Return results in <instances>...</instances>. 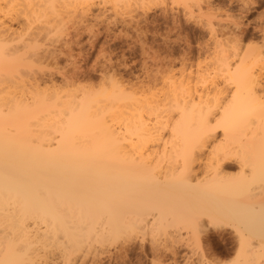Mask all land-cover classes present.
Listing matches in <instances>:
<instances>
[{
	"label": "bare ground",
	"instance_id": "6f19581e",
	"mask_svg": "<svg viewBox=\"0 0 264 264\" xmlns=\"http://www.w3.org/2000/svg\"><path fill=\"white\" fill-rule=\"evenodd\" d=\"M102 1L0 0V264H56L51 249L61 232L70 244L60 253V264H70L71 251L92 241L119 234L125 239L128 231L166 232L174 224L165 215L174 186L188 200L185 223L191 235L185 239L200 248L202 232L227 221L237 243L229 264H264V235L256 232L264 225L256 218L264 190L248 187L240 198L222 172V166L224 171L240 163L223 140L240 135L236 146L254 143L257 138L247 136L252 124L244 116L264 111L263 83L253 74L248 54L230 68L219 49L213 61L193 74L167 76L155 92L104 74L97 89H84L74 86L77 70L65 90L39 87L36 70L50 56L39 52L43 40ZM107 1L130 11L149 0ZM179 1L193 6L202 0ZM223 70L234 89L224 107ZM199 160L204 161L202 176ZM144 181L151 190L144 204L127 209L129 199L141 196ZM36 218L49 220L42 231ZM172 232L162 248L176 264L174 248L188 244L178 228ZM198 246L187 261L195 255L194 264L222 262ZM230 246L223 243V255L232 252Z\"/></svg>",
	"mask_w": 264,
	"mask_h": 264
},
{
	"label": "rangeland",
	"instance_id": "374dc122",
	"mask_svg": "<svg viewBox=\"0 0 264 264\" xmlns=\"http://www.w3.org/2000/svg\"><path fill=\"white\" fill-rule=\"evenodd\" d=\"M177 1L165 0L162 3L149 0L144 4L135 3L132 9L127 11L104 0L96 3L94 10L86 13L84 17H71L60 31L52 32L44 39L45 42H42L39 52L48 51L50 56L41 61L40 72L36 70L37 63H34L37 67L34 70L42 81L39 87L52 88L54 85L60 91L65 90L67 78L77 70L79 80L74 86H82L84 89H97L104 74L112 76L126 86L133 85L136 90L141 86L145 91L155 92L163 86L167 76H176L180 71L193 74L198 66L213 61L216 52L223 49V56L226 57L224 59L228 65L225 60L223 62L230 68L237 65L241 55L248 54L247 62L253 65L252 72L257 75V80L263 83L264 88V0H202L193 6L188 2ZM217 41L221 47H217ZM260 53L263 54V60H255ZM61 72L65 73V77ZM233 90L223 70V107ZM244 120L252 124V133L248 132L247 136H255L257 139L254 143L243 147L236 146L240 135L226 140L227 143L223 140V147L225 144L233 146L232 154L240 159V163L230 170L223 171L222 166L227 183L234 186L231 192L240 198L248 187H260L261 191L264 190V111L248 113ZM207 156V152L202 155L205 158ZM203 162L199 160L198 176H202ZM135 188L137 187L131 189ZM171 190L167 201L169 210H165V215L174 223V226L171 223L173 228L168 227L166 232L147 229L139 232L128 231L126 233L129 235L125 239L123 234H119L99 243L92 241L78 251L70 250V264H155L159 260L162 264H172L170 253L163 255L166 245L169 244L170 233H174L172 231L178 228L184 240L189 238L191 230L185 223L188 200L184 192L176 186L171 187ZM140 191L139 198L127 201V209H138L144 204V195L151 192L145 181L142 182ZM260 203L258 201L256 204L259 210L262 208L256 218H262L264 223V203ZM36 219L39 231H42L49 220ZM228 224L227 221H222L217 224L218 229L208 228L207 232H202L209 236L203 234L205 239L202 237L204 240L201 239L200 248L204 249L209 258L219 259L217 263L222 261L220 264L231 263L237 254L234 232ZM260 227L256 232H262L260 235H264V230L261 229L264 225ZM60 236L51 249L52 259L54 257L56 264L62 262L60 253L67 252V246L70 244L62 232ZM185 241L184 244L189 246L173 245L177 251L176 264L197 262L195 255H191V262L187 261V257L192 251L198 252V245L192 244L193 241L188 239ZM223 243L226 247L233 244L232 252L226 256L223 255ZM182 245L184 247H181ZM200 248L198 246V250ZM262 250L261 258L264 259V248ZM153 252L157 255H152ZM155 255L160 258L156 260ZM161 256L165 258L162 257L161 260Z\"/></svg>",
	"mask_w": 264,
	"mask_h": 264
}]
</instances>
